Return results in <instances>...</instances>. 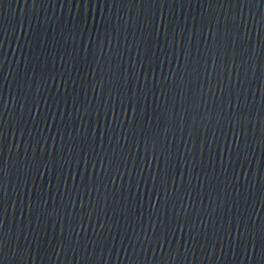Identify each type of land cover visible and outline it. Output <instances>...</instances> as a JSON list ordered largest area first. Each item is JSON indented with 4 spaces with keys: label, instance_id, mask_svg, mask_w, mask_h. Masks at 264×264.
I'll return each instance as SVG.
<instances>
[{
    "label": "water",
    "instance_id": "water-1",
    "mask_svg": "<svg viewBox=\"0 0 264 264\" xmlns=\"http://www.w3.org/2000/svg\"><path fill=\"white\" fill-rule=\"evenodd\" d=\"M189 79L264 147V0H77Z\"/></svg>",
    "mask_w": 264,
    "mask_h": 264
}]
</instances>
